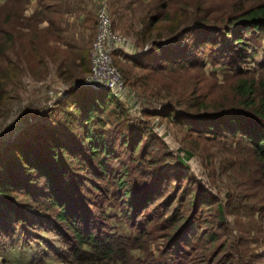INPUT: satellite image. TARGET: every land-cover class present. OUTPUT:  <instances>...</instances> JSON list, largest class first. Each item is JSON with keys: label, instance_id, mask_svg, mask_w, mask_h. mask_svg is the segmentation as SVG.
Returning <instances> with one entry per match:
<instances>
[{"label": "trees", "instance_id": "1", "mask_svg": "<svg viewBox=\"0 0 264 264\" xmlns=\"http://www.w3.org/2000/svg\"><path fill=\"white\" fill-rule=\"evenodd\" d=\"M192 2L195 6H190L187 15L184 9L189 6H176L188 17L189 22L183 24L179 18L173 26L165 24L170 3L159 8L166 14H147L139 41L151 40L149 47L138 57L124 55L133 66H120L121 71L115 67L125 83L139 93L155 92L160 97L162 110L153 112L155 115L167 117L191 133L239 138L247 143L255 171L264 181V81L238 78L232 95L216 105L208 99L209 92L197 87L195 75L191 83L177 75L170 83L155 84L153 79L155 74L160 81L172 72L181 76L188 69L201 71L205 57L213 63L225 60L231 66L244 61L249 35L264 36V0H242L231 9L204 6L209 0ZM37 4L49 29L62 34V64L67 61L68 66L62 76L71 84L88 71L90 60L86 43L73 35L63 39L65 14L74 9L64 8L61 0H37ZM19 18L18 13V22ZM34 18L27 44L18 42L16 51L12 31L1 30L0 106L10 95L8 88L18 86L21 75L34 73L29 70L32 59L44 65L39 39L45 36V28H39ZM92 19L85 17L90 30L96 28ZM111 22L115 29L112 18ZM154 28L157 34L149 38ZM165 29L168 34L161 38ZM132 67L147 71L135 74ZM69 91L71 99L62 106L59 125L42 127L22 143L0 150V249L18 230L28 239L38 237L31 234L35 230H50L60 238L59 248L52 252L65 264H257L264 258L258 254L245 261L234 254L226 216L234 199L228 196L218 202L215 194L198 188L200 181L182 170L188 168L191 151L167 172L166 161L153 149L156 140L149 129L128 123L123 124L124 129L112 126L108 115L122 120L126 110L107 90L72 87ZM213 203L218 218L210 225L217 229L201 230L208 222L201 219L203 208ZM188 235L192 240L189 245L184 242ZM155 237L161 239L160 245H155L157 253L152 245ZM243 243L237 240V245Z\"/></svg>", "mask_w": 264, "mask_h": 264}, {"label": "rangeland", "instance_id": "2", "mask_svg": "<svg viewBox=\"0 0 264 264\" xmlns=\"http://www.w3.org/2000/svg\"><path fill=\"white\" fill-rule=\"evenodd\" d=\"M241 1L209 0V4L204 6H213V9L214 6L216 8L225 6L227 9H231L232 4ZM61 3L64 6H71L69 7L71 9L76 6V9L82 8L83 11L78 10L82 12L81 15H84V18L93 17L92 20L95 24L99 7L102 4L105 5L114 22V31L124 36L129 45L141 54L151 42V40H147V43L139 41L141 28L147 20V14H166L159 8L170 3V11L167 12L170 14H166L169 20L165 22L170 27L178 18L182 24L184 21L189 22L186 16L187 11L191 10L190 6H195L192 0H139L137 3H133L132 0H63V2L61 0ZM181 3L184 4L183 6H189L184 9L186 15L176 9V6L182 5ZM38 6L37 0H0V38L1 30H4V27L11 30L15 37L13 45L15 51L18 49V42L23 43L24 46L27 44L28 28L30 25L32 27V16L35 17L34 21L39 28H45V36H41L39 39V44H43L41 48L43 51L40 50V53L45 55L42 57L44 65H38L32 59L29 70H33L34 73L21 75L17 80L18 86L8 88L10 95L0 106V150L18 141L22 143L29 133L42 127L49 128L59 125L62 106L67 99H71L69 90L72 87L95 90L79 84L89 74L90 60L88 71L81 76H76L71 84L70 80H66L62 76V71L68 68L67 61L62 64V50L65 48L62 46V34L59 35L49 29L48 22L43 17L44 11ZM18 13L20 14L19 22L17 20ZM10 14L12 17L7 21ZM180 15H184V18ZM60 17L62 18V15ZM86 25L89 28L90 22L87 21ZM71 28L72 26L67 28L63 39L71 37L73 32ZM18 32L21 33L20 38L17 37ZM95 33L96 28L93 27L91 30L87 29L85 34L82 32L78 36L81 44H87L89 53ZM156 34V28L152 29L149 38L155 37ZM167 34L165 29L164 37L161 38H165ZM248 38L247 56L244 61L235 66L227 64L225 60L213 63L212 60L205 57L201 71L188 69L184 71L186 73L181 72V76L172 72L165 75L160 81H158L159 75L155 74L153 75L155 84L170 83L176 75L177 79L181 78L182 81L188 79V82L191 83L195 75L197 87L201 86L203 92H209L208 99L217 105L232 95V86L238 78L264 81V36L254 33ZM28 54L30 55L29 52ZM205 54L208 55V50L205 51ZM112 60L120 71V66L124 65L127 68L133 66L132 60L124 55L113 56ZM132 68H134L135 74L147 71ZM73 82L74 85H72ZM125 84L127 93L122 100H117L126 110L125 121L109 114L112 126L123 128V124L128 123L134 128L139 126L149 129L156 140L153 149L159 157H163V160L166 161L167 169L165 171L167 172H169L168 167L174 165L178 158H185L186 152L191 151L192 156L186 161L188 168L182 170L200 181L198 188L207 189L208 192L215 194L218 202L223 203L228 196L234 199L231 208L227 209L228 214L226 215L231 233L228 238L229 241H233L236 249L234 254L242 256L245 261L253 259L258 254H264V181L260 180L257 171H255L256 162L252 159L247 143L239 138H215L209 134L191 133L186 130V127L172 123L169 118L153 113L156 110H162L160 97L155 92H151L149 95L139 93L138 89L130 85L129 82ZM150 85L147 87V92L151 89ZM105 115L107 116V114ZM185 186H187L186 180L182 182L181 187ZM168 191H172V186ZM208 208H203L201 219L208 222L203 223L201 230L208 231L212 228L216 230V227L211 226L217 223L216 203ZM195 226H197L196 222L192 225V231L195 230ZM120 227L122 226L120 225ZM217 232H222V230ZM31 234L38 237L33 236L28 239L18 230L15 237L8 241L6 247L0 249V264H65L52 252L53 249L60 246V238L55 232L35 230ZM158 238L155 237L156 240L152 243L155 253H157V246L161 243V239ZM221 238L224 239L225 235ZM239 239L242 243L244 242L240 246L237 245ZM184 242L189 245L192 242L191 236H186ZM194 242L193 244L196 243ZM182 264L187 263L184 261ZM257 264H264V258L258 259Z\"/></svg>", "mask_w": 264, "mask_h": 264}, {"label": "built area", "instance_id": "3", "mask_svg": "<svg viewBox=\"0 0 264 264\" xmlns=\"http://www.w3.org/2000/svg\"><path fill=\"white\" fill-rule=\"evenodd\" d=\"M96 19V33L89 53V74L79 84L95 90H107L120 101L127 93V88L122 74L113 63V56H134L139 52L129 45L124 36L114 31L105 5L99 7Z\"/></svg>", "mask_w": 264, "mask_h": 264}, {"label": "crops", "instance_id": "4", "mask_svg": "<svg viewBox=\"0 0 264 264\" xmlns=\"http://www.w3.org/2000/svg\"><path fill=\"white\" fill-rule=\"evenodd\" d=\"M68 7H71V6H68ZM64 8H66V6H64ZM76 8H77V6L74 8L73 12H70V10L67 9V14H65V17H68V18H66L67 28L72 26L71 29H73V32H72L73 37L75 39H79L78 36H80L82 32L85 34L86 30L89 28H87L84 15H81L82 14L81 11H76ZM77 13H79V14H77ZM44 21L46 22V20H44Z\"/></svg>", "mask_w": 264, "mask_h": 264}]
</instances>
